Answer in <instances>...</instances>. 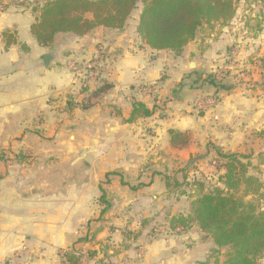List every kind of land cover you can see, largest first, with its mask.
<instances>
[{
	"label": "crops",
	"instance_id": "1",
	"mask_svg": "<svg viewBox=\"0 0 264 264\" xmlns=\"http://www.w3.org/2000/svg\"><path fill=\"white\" fill-rule=\"evenodd\" d=\"M41 5L0 0V150L52 162L61 157L77 174L65 176V189L27 192L10 186H37L41 178L28 179L22 171L26 162H6L12 165L0 176V264H63L72 249L82 256L81 264H208L216 248L211 237L193 223L185 229L168 224L171 217L190 213L197 193L168 187L173 178L165 169L195 163L189 155L199 149L197 139L205 147L250 156L264 151V89L252 88L246 77L257 71L231 70L238 59L247 62L242 47L247 40L197 34L171 56L170 50L146 45L133 25H99L82 35L57 33L52 43L41 45L30 32ZM228 41L239 47L230 51L226 65L233 86L218 91V99L199 114L194 97L207 94L203 78L218 71L213 61H222L219 48ZM90 60L98 75L84 84L78 62ZM133 100L149 109L162 103L168 117L154 112L127 121ZM27 116H72L66 120L68 143L53 146L42 139L28 145ZM170 129L189 132L188 147L171 146ZM47 167L42 161L37 165ZM101 189L108 202L103 214ZM92 216L96 219L89 221Z\"/></svg>",
	"mask_w": 264,
	"mask_h": 264
},
{
	"label": "trees",
	"instance_id": "2",
	"mask_svg": "<svg viewBox=\"0 0 264 264\" xmlns=\"http://www.w3.org/2000/svg\"><path fill=\"white\" fill-rule=\"evenodd\" d=\"M238 0H143L139 14L137 33L141 40L153 50H170L178 54L195 38L204 24L226 25L233 18ZM137 0H46L38 8V15L30 25V32L41 45L52 43L55 34L71 32L82 35L96 26L122 29ZM228 73V74H227ZM222 75H229L228 71ZM207 79L214 89L213 98L218 99V91H227L233 83L216 80L215 72ZM218 79V78H217ZM204 81V80H203ZM205 82V81H204ZM139 100L132 101V109L127 121L147 117L154 113ZM169 143L173 147H185L187 133L168 130ZM223 161L215 165L216 185L204 191L203 181L194 180L199 195L192 200L190 213L171 217V229H183L195 222L201 231L208 233L216 248L230 247L231 252L223 264H258L257 258L264 253V210L253 202H246L244 196L258 194L262 183L257 176L248 173L250 162L245 154L223 151L215 148ZM244 160H247L246 162ZM186 169V168H185ZM186 178V176H183ZM173 177L172 187L181 194L185 183ZM100 204L106 211L108 202L101 189ZM152 231V229H151ZM95 251H88L94 255ZM63 264H81L82 256L72 249L63 255ZM110 264V263H103ZM202 264H206L203 262Z\"/></svg>",
	"mask_w": 264,
	"mask_h": 264
},
{
	"label": "rangeland",
	"instance_id": "3",
	"mask_svg": "<svg viewBox=\"0 0 264 264\" xmlns=\"http://www.w3.org/2000/svg\"><path fill=\"white\" fill-rule=\"evenodd\" d=\"M45 1L46 0H38L40 4H43ZM142 1L143 0H137L136 7L132 10L129 18L126 21L125 26L130 27L133 25L137 29L139 14L143 7ZM199 33H197L198 38H201V36L206 38L207 35L209 36L210 39H215V40L224 39L225 37L231 38L232 36H235L236 38L241 37L242 39H246L247 40L245 41L246 45H243L242 47L246 51L244 58L249 63L247 64V62H244L243 58L238 59L233 64L234 67L231 70H237L238 73H242L244 72L247 66H249V68L255 67L254 71H257L256 74L251 76L250 75L251 72H247L246 77L249 78L247 80L250 86H252V88L253 87L256 88V86L257 87L261 86V88L264 89V0H238L236 3V10L234 16L229 23H227L226 25H219L217 23L204 24L200 28ZM236 44L238 45V43H236L235 41H230V42L228 41L223 43L222 47L219 48L221 54H224L222 57V61H220L219 63H217V61H213V63L219 64L218 66H215L216 69L218 70L215 71V75L217 76L216 80H220L222 81V83L225 84H227V82H231L230 80L231 78L229 79L230 73L227 76L225 75L223 76L222 72L224 73L225 71L228 72L231 71L227 69L226 65H231L230 61H232L231 60L232 58L231 59L229 58L232 52L230 51L231 50L234 51L233 49H239V47H237ZM173 54L175 53L172 52L170 55L172 56ZM78 64H79L78 66L79 69L88 70L86 67L87 62L83 64L82 62L79 61ZM215 67L211 66L210 69L212 70ZM209 74H212V71L210 73L208 72L205 73V77L203 78V80L205 81L204 82L205 90L203 92L207 94L205 95L199 94L194 97V99L197 100L196 102L197 104L195 105H196V111L199 114L203 113V111L206 109V106L208 105V102L206 104L207 98L208 99L213 98L214 89L211 83L207 80L210 78L208 77ZM87 76H89L88 73L84 72V74L82 75V80H85ZM255 78H257V81L254 80ZM165 102L166 100L164 101V104ZM166 110H167L166 107H162V103H158L157 106L154 105V111L158 114V117H160L161 119H165L168 117ZM27 118L28 119H27L26 128L29 130V133L32 134V136L26 138V143L28 145L38 144L42 141V139H43L42 141L43 143H47L48 145H53V146H58V145L61 146L68 143L67 136L70 132V127L67 126L68 123H66V120L71 119L72 116H27ZM60 125H63L62 133H58L60 129ZM185 133H187L185 135L188 136L190 142V138H191L190 133L189 132H185ZM41 134H45L48 136L41 137L40 139L38 137H40ZM0 141H1L0 144H2V139H0ZM8 142L11 144L12 142H14V140L12 141L10 140ZM197 142L198 144H200L199 149H197V151L191 152L189 155V159H193L195 163L192 161L189 164L190 166L188 165L189 167L187 166L186 169L184 168V166H181L182 164H177L176 168H172V169L168 168V170L165 169V171H169L170 174L168 175L169 177L172 178L176 177L179 180L178 182H183L182 184L185 183L184 187H180V188H184L183 190H185L186 192L188 191L190 193L191 192L194 193V191L196 192L197 190V187L195 186V184H193L194 180L203 181L202 184L204 185L205 188L204 191L212 189L214 185L217 184L216 183L217 173L215 171L216 170L215 165L219 160L223 161V157H221L220 154L218 155V153L216 152L217 150L215 149L214 146H210V144L208 146V144H206L205 147L204 141L200 142L198 139L196 140V143ZM188 145H186L185 147H188ZM2 150L3 149L0 150V167H2L3 165V168H0V176H3L4 173L6 174L10 170L9 165H12V163H6L7 161H12V162L22 161L27 163L26 164L27 169H22V171L25 172V175L28 177V179L33 180L36 176H39L42 181L37 186H32L30 184H27L26 186L24 185L10 186L13 187L14 189H19V187H22L26 189L27 192H29L31 189H36L37 187L40 188V190L42 191H45V189L51 187L52 188L60 187L59 189L61 190V189H65L66 187L65 183H62L65 176L74 175V173L77 174V171L73 172L66 168L64 163L65 160L60 161L61 157L56 158L55 162H52L50 161V157L40 158L37 157V155H34L32 153L29 154L23 151L22 153L18 154L12 152L11 153L4 151L2 152ZM241 154H245L246 156H248L250 162L248 173L257 176L262 183V187L258 192V194L244 196V200L246 202H253L258 206V208L264 210V166H262L264 164V151L259 152L257 154H253V156L252 155L250 156L248 153H241ZM41 161L47 163L50 167H47L48 169H44V170L38 169L37 165H39ZM244 161L246 162L247 160ZM54 164L56 165L55 168H54ZM14 166L16 167L14 168L13 175L16 176L18 174L19 169L17 165ZM22 171L20 172V174H23ZM194 171H197V173H195ZM189 172H194V173L190 174ZM184 175L186 176V178H189V180L184 178L183 177ZM48 178H51V180L54 182L52 184L46 183V180ZM104 178L107 179L108 177L105 176ZM103 183H106V181H103ZM113 189H114L113 187H110V190ZM1 191L2 189L0 188V192ZM199 193L200 192H197L196 196H198ZM95 219L96 218L92 216L89 221H94ZM193 224L197 225L195 222H193ZM205 234L206 235L202 234V236H208L207 238L211 237L208 233ZM230 252H231V248L227 246L219 249L214 248V250L212 248V251L210 252L211 262L208 261L207 263L223 264V262L227 258L228 253ZM257 262L258 264H264V253L257 258Z\"/></svg>",
	"mask_w": 264,
	"mask_h": 264
},
{
	"label": "built area",
	"instance_id": "4",
	"mask_svg": "<svg viewBox=\"0 0 264 264\" xmlns=\"http://www.w3.org/2000/svg\"><path fill=\"white\" fill-rule=\"evenodd\" d=\"M86 67L88 70H83V71L85 73H88L89 76H87V78H85L84 84L87 83L88 81H92V80L96 79V76L98 75V68H99L97 63L94 62V60H90V62H87ZM214 101L215 100L213 98H209L206 100V104H207V102H208V104H211Z\"/></svg>",
	"mask_w": 264,
	"mask_h": 264
},
{
	"label": "water",
	"instance_id": "5",
	"mask_svg": "<svg viewBox=\"0 0 264 264\" xmlns=\"http://www.w3.org/2000/svg\"><path fill=\"white\" fill-rule=\"evenodd\" d=\"M29 2H32L33 0H28ZM48 59V56H46V60ZM192 65V64H191Z\"/></svg>",
	"mask_w": 264,
	"mask_h": 264
}]
</instances>
